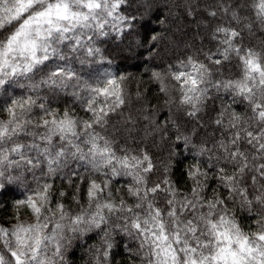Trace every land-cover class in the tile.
Wrapping results in <instances>:
<instances>
[{"label":"snow or ice","instance_id":"snow-or-ice-1","mask_svg":"<svg viewBox=\"0 0 264 264\" xmlns=\"http://www.w3.org/2000/svg\"><path fill=\"white\" fill-rule=\"evenodd\" d=\"M132 2L0 0V195L24 185L15 207L31 217L0 224V264H66L69 245L82 237H99L90 249L93 264H115L117 237L134 242L123 245L132 264H264V47L243 43L245 31L264 29V0H211L202 11L198 0H183L186 16L215 25L216 46L198 50L203 60L188 56L151 76L169 112L190 120L201 119L213 91L231 97L211 121L212 139L198 145L172 116L158 121L159 109L150 110L139 91V115L125 116L126 76L93 70L85 79L75 67L103 63L97 42L109 36L127 39L129 51L155 46L158 35L141 36L136 14H127ZM225 65L236 71L227 75ZM21 78L35 95L10 96ZM41 86L71 89L88 115L52 108L41 101ZM113 116L122 118L119 126ZM141 119L148 134L176 126L183 141L177 150L191 145L207 157V164L188 167V191L167 177L152 180L150 154L121 146ZM70 160L82 162L83 173L66 171ZM57 179L72 191L57 189ZM237 206L252 216L254 228L241 225Z\"/></svg>","mask_w":264,"mask_h":264},{"label":"trees","instance_id":"trees-1","mask_svg":"<svg viewBox=\"0 0 264 264\" xmlns=\"http://www.w3.org/2000/svg\"><path fill=\"white\" fill-rule=\"evenodd\" d=\"M202 11L206 3H211V0H198ZM179 5V6H178ZM186 5L183 0H133L131 6L127 8V14L135 13L138 21V30L141 36L147 37L155 32L159 39L155 42V46L151 43L145 44L144 47H134L131 51L128 49L129 41L119 37L109 36L98 41L100 47L104 50L105 61L103 63L94 64L91 66L82 67L75 65L80 71L81 76L88 78V73L96 70L100 73L104 71L113 74H119L127 77L125 81L126 90L130 99V104L124 109V115L130 113L138 116L141 103L137 101L136 94L141 92L146 97V106L150 110L159 109L156 112V118L165 114L170 115L179 126V131L192 138V144L198 145L200 141L211 140L215 125L211 123L217 115V109L220 106L230 101L231 97L224 93H215L213 91V99L207 103L206 111L201 113L200 120H190L187 116L175 109L169 112L168 107L164 103L163 94L159 92V85L152 79V72L163 71L170 64L175 65L179 60H183L188 56H196L203 60L198 50L208 51L214 49L215 42L211 40V28L215 25L206 26L195 16H186ZM196 20V22H193ZM243 43L253 47H264V29L256 25L253 32L245 31ZM110 61V62H109ZM235 63V61H233ZM236 70L225 65V73L232 75ZM37 76L36 80L39 81ZM21 86H14L9 89L10 96L18 95H35L29 91V81L21 78ZM72 90H50L41 86L39 89V97L41 101L46 102L49 106L58 110H70L76 117H86L88 114L83 111L81 102L71 95ZM238 110L244 109L243 104L234 105ZM122 118L113 116V122L119 126ZM162 122V121H161ZM146 122L142 119L137 124L133 131L132 138L127 140L125 145L121 141V146L136 149L137 151L146 150L155 165V170L152 175V180H163L165 177L173 181L178 187L184 191H188L191 181L185 175L188 167L196 161L203 160L208 163L207 157L196 155V149L191 145L177 150L176 144L183 143L177 141V127L170 125L168 130L161 133L155 132L148 134L143 125ZM193 129L198 133L193 135ZM128 134L125 133V136ZM219 135V133H216ZM209 146H211L209 144ZM79 161L70 160L69 168H79L83 173ZM214 163V161H213ZM167 169V170H166ZM39 176V173H37ZM29 183L35 187L31 174L27 175ZM124 179H120V184L124 183ZM209 188L215 187L216 182L209 180ZM55 187L63 189L66 192H71L72 189L61 180H55ZM12 190L4 195H0V224L11 227L16 223L15 217L18 216V210L15 207L16 201L22 198L25 193V186L17 184L11 186ZM210 195V192L207 193ZM66 203L73 209L77 210L70 197L64 198ZM237 219L241 225L248 229L255 227V222L251 215L245 211H240L237 206ZM117 242L120 245L116 249L120 254L115 258V264H132L133 258L125 251L123 245L132 244L127 238L117 237ZM99 243V237L89 240L87 237H82L72 241L65 253L66 264H93L90 249ZM139 264V260L136 261Z\"/></svg>","mask_w":264,"mask_h":264},{"label":"rangeland","instance_id":"rangeland-1","mask_svg":"<svg viewBox=\"0 0 264 264\" xmlns=\"http://www.w3.org/2000/svg\"><path fill=\"white\" fill-rule=\"evenodd\" d=\"M18 216L21 217L22 220L26 221V222H31V217L30 215L26 212L25 209L20 208L18 210Z\"/></svg>","mask_w":264,"mask_h":264}]
</instances>
